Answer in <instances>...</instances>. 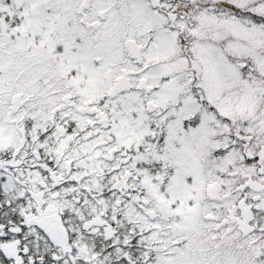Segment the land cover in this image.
Segmentation results:
<instances>
[{"label":"snow or ice","instance_id":"6c2138e0","mask_svg":"<svg viewBox=\"0 0 264 264\" xmlns=\"http://www.w3.org/2000/svg\"><path fill=\"white\" fill-rule=\"evenodd\" d=\"M0 264H264V0H0Z\"/></svg>","mask_w":264,"mask_h":264}]
</instances>
